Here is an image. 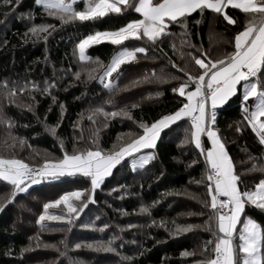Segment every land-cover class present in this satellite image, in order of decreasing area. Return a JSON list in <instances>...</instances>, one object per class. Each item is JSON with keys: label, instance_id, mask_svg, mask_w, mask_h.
Segmentation results:
<instances>
[{"label": "trees", "instance_id": "16d2710c", "mask_svg": "<svg viewBox=\"0 0 264 264\" xmlns=\"http://www.w3.org/2000/svg\"><path fill=\"white\" fill-rule=\"evenodd\" d=\"M225 11L238 22L229 24L210 9L203 13L197 10L182 21L186 28L170 24L165 31L171 34L162 35L156 43L147 38L123 41V46L147 47L149 51L121 65V75L116 78L119 90L110 92L99 80L102 68L81 61L77 45L90 34L115 31L141 19V14L129 7L99 19L61 23L36 0H19L18 4L13 0L12 5L0 0V156H14L36 166L45 159L62 158L61 144L72 154L97 146L113 150L114 145L119 148L129 142L142 133L139 121L151 123L186 102V97L172 91L183 82L184 74L171 67L169 58L195 74L198 66L187 55L189 52L197 53L202 47L213 59H219L233 50L234 35L242 30L246 16L230 6ZM39 25L54 27L38 36L29 31ZM173 45L179 51H174ZM120 47L105 40L89 45L85 53L92 61L99 58L107 65ZM179 52L184 53L183 58ZM91 69L95 72L89 79ZM77 71L79 78L74 75ZM46 81L55 83L49 93L43 92ZM4 82L8 88L3 87ZM25 84L28 87L20 92ZM12 87H16V94L6 95ZM192 88L194 85H189ZM241 93L242 83L236 94L216 108L215 128L240 177L239 187L255 190L264 179V145L242 119ZM109 100L112 103H106ZM133 104L138 106L133 108ZM98 107L109 113L123 108L131 118L95 114L90 120ZM5 121H10L11 127ZM186 136L189 142L182 143ZM12 137L17 140L14 147H9ZM202 143L211 147L206 136ZM145 150H151L154 159L133 171L131 159L126 157L95 190V202H89L71 224L45 220L41 223L48 227L42 229L37 220L44 212V203L64 192L89 188V178L66 174L41 180L11 200L13 185L0 178V264H198L207 260L214 254L210 250L214 243L209 250H205V244L214 241L217 221L208 207L211 198L206 188L205 159L191 142L188 118L164 129L156 146L140 152ZM142 206L149 207V212H141ZM48 212L60 215L66 214V209L61 204ZM246 216L264 228V209L247 204L242 218ZM176 225L194 227L179 232ZM109 240H113L116 251L103 247ZM76 244L81 247L76 248ZM183 252L191 255L183 256Z\"/></svg>", "mask_w": 264, "mask_h": 264}, {"label": "snow or ice", "instance_id": "6c2138e0", "mask_svg": "<svg viewBox=\"0 0 264 264\" xmlns=\"http://www.w3.org/2000/svg\"><path fill=\"white\" fill-rule=\"evenodd\" d=\"M2 3L12 5L13 0H2ZM15 3L18 4L19 0H15ZM36 3L42 5L50 16L60 19L61 23L99 19L108 13H121L129 7L142 15V19H134L116 31H98L95 34H90L77 45L81 61H91L102 68L99 80L103 87L110 92L119 90L116 78L121 75L118 71L121 69V65L135 61L138 53L146 54L149 51L147 47L123 46V41L130 38L134 40L147 38L148 41L156 43L162 35L171 34L165 31L168 25L176 23L186 28L187 25L182 21H185L197 10L203 13L205 9H210L221 14L224 20L232 25L238 21L225 9L230 6L245 14L246 20L242 30L234 35L232 51L227 52L219 59H213L209 52L202 47L197 53L189 52L187 54L194 65L198 66L195 74L189 73L169 58L171 67L184 74L183 82L178 87H174L172 91L179 93L181 97H186V102H181V106L175 111L162 114L151 123L139 121V128L142 129L141 134L135 135V138L122 144L119 148L114 145L113 150H104L97 146L95 149L89 148L69 154L61 144L62 158L45 159L41 165L36 166L29 165L14 156L11 158L0 156V178L13 185L9 200L18 193L25 192L30 184L38 183L41 180L56 179L66 174L69 176L81 174L89 178V188L67 191L58 199L44 203V212L37 220L42 229L48 227L41 223L45 220L64 221L71 224L75 218L81 215L89 202H95V190L101 186L106 177L112 174L117 165L129 157L131 159L130 167L133 171L137 168H144L149 161L154 159V154L148 152L138 157H134L133 154L139 153L142 149L154 148L164 129L169 128L170 125L182 118H188L191 142L197 149H200V155H203L205 159L206 188L211 198L208 207L213 211L217 221V231L212 233L215 237L214 241L209 240L205 244V250H209V245L214 243V247L210 249L214 254L198 264H264V228L251 218H242L247 204L264 209V179L255 185V190H242L239 187L240 177L236 174L232 160L215 128L217 106L224 104L236 94L237 86L243 82L242 119L247 122V125L257 134L259 142L264 145V0H138V3H132L131 0H36ZM78 3L84 4L82 10L77 9ZM51 27L54 26L39 25L29 31L38 36L40 32ZM102 38L109 40L113 45L121 46L107 65H103L99 58L92 61V57L85 53V49L89 45L99 43ZM172 47L174 51H179L175 49V45ZM179 54L183 58L184 53L179 52ZM94 72L95 69L89 70V79L93 78ZM74 75L79 78L80 72L77 71ZM138 82L133 81L132 83ZM45 84L44 93H49V89L55 87L54 82L46 81ZM189 85H194V88L189 90ZM3 87L8 88L7 82H4ZM27 87L28 85L25 84L19 88V91L23 92ZM37 87L35 83L32 84L33 89ZM16 91V87H12L6 95L14 96ZM156 94L159 95V93ZM53 99L55 100V97ZM106 103L110 104L112 101L109 100ZM137 106L136 104L132 105L133 108ZM61 109L63 110V105H61ZM95 114H103L106 118L120 115L131 118V114L123 108L109 113L103 107H98L93 110L89 119H93ZM5 123L11 127L10 121H5ZM51 131L55 134V127L51 128ZM237 131H240L239 126ZM202 136L207 137L211 147H205L202 143ZM16 140V137H12L13 144L9 147H14ZM188 142L189 138L186 136L182 143ZM23 143V139L20 138V144ZM255 168L254 164L253 169ZM74 200L79 203H74ZM61 204L64 205L66 214H49L50 208L58 207ZM140 211L148 213L149 207L142 206ZM212 219L213 216H210L209 221ZM238 224L241 226L238 230L239 244L236 245L234 244V233L237 232ZM192 227L194 226L176 225V231L186 232ZM176 231L173 234H176ZM209 231H212L211 225H209ZM112 243L113 240H109L106 245H103L105 250L116 251L112 247ZM87 246L92 247V245ZM75 247L79 248L81 245L76 244ZM181 255L188 256L191 253L183 252Z\"/></svg>", "mask_w": 264, "mask_h": 264}, {"label": "rangeland", "instance_id": "374dc122", "mask_svg": "<svg viewBox=\"0 0 264 264\" xmlns=\"http://www.w3.org/2000/svg\"><path fill=\"white\" fill-rule=\"evenodd\" d=\"M116 31V30H115ZM99 32H108V31H99ZM95 34V33H94ZM105 40H107V39H101L100 40V42L101 41H105ZM107 41H109V40H107ZM217 130V129H216ZM218 131V130H217ZM218 135H219V132H218ZM219 137H220V135H219ZM202 138H203V136H202ZM220 139H221V137H220ZM221 141L223 142V140L221 139ZM223 144H224V142H223ZM224 146H225V144H224ZM225 149H226V146H225ZM227 151V150H226ZM148 152H152L151 150H145V151H143V152H140L139 154H137L136 156H134V157H138L139 155H144V154H147ZM153 153V152H152ZM229 155V154H228ZM233 163V162H232ZM57 179V178H56ZM39 183V182H38ZM36 184V183H35ZM32 185H34V184H30L29 185V188L32 186ZM28 188V189H29ZM27 189V190H28ZM243 215V214H242ZM247 217V216H246ZM248 218H251V217H248ZM251 219H253V218H251ZM253 220H255V219H253ZM256 221V220H255ZM257 223H259L258 221H256ZM260 224V223H259ZM241 225L240 224H238L237 225V232L236 233H234V244H236V245H238L239 244V239H238V230H239V227H240ZM236 238H237V240H236Z\"/></svg>", "mask_w": 264, "mask_h": 264}, {"label": "crops", "instance_id": "0c3cea01", "mask_svg": "<svg viewBox=\"0 0 264 264\" xmlns=\"http://www.w3.org/2000/svg\"><path fill=\"white\" fill-rule=\"evenodd\" d=\"M76 7H77L78 10H82L83 7H84V4H83V3H78V4L76 5ZM142 18H143V17H142ZM142 18H141V19H142ZM241 83H243V82H241ZM238 86H239V85H238ZM238 86H237V88H238ZM189 90H191V89H189ZM242 91H243V89H242ZM230 98H231V97H230ZM230 98H229V99H230ZM229 99H228V100H229ZM228 100H227V101H228ZM227 101H225V103H226ZM221 105H223V104H221ZM221 105H218L217 107H219V106H221ZM182 119H183V118H182ZM176 122H177V121H176ZM174 123H175V122H174Z\"/></svg>", "mask_w": 264, "mask_h": 264}, {"label": "built area", "instance_id": "2783aa9c", "mask_svg": "<svg viewBox=\"0 0 264 264\" xmlns=\"http://www.w3.org/2000/svg\"><path fill=\"white\" fill-rule=\"evenodd\" d=\"M220 199H223V197H220Z\"/></svg>", "mask_w": 264, "mask_h": 264}]
</instances>
